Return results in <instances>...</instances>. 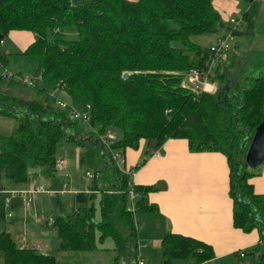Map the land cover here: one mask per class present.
Wrapping results in <instances>:
<instances>
[{"label": "trees", "instance_id": "obj_1", "mask_svg": "<svg viewBox=\"0 0 264 264\" xmlns=\"http://www.w3.org/2000/svg\"><path fill=\"white\" fill-rule=\"evenodd\" d=\"M256 8L257 1L250 0L236 19H244L250 28ZM236 22L221 20L212 0H0V41L10 30L31 31L34 38L18 53L35 66L33 77L24 76L32 82L23 77L20 83L35 96L13 94L17 73H0V115L16 121L11 133H0V264H55L51 253L18 246L2 223L4 190L18 191L29 168L37 167L49 187L61 185L53 168L55 157H62L57 153L60 141L73 142L78 166L98 176L88 183L93 191L70 194V211L61 205L54 213L57 247L90 250L96 238L110 236L114 260L118 255L135 257L128 191L137 194L135 210L148 209L146 192L155 186L130 185L129 172L116 165L111 151L122 155L124 147H136L139 138L147 141L149 151L156 150L167 137H185L191 150L225 155L232 224L257 231V241L243 255L237 253L232 264H264V193L253 191L248 181L252 169L244 160L251 133L264 116V50L223 61L218 57L228 56L229 46L215 54L190 39L191 34L222 29L217 41L228 32H241L230 30ZM69 32L76 38H67ZM6 56L0 53L1 64ZM191 69L206 71L214 88L191 90L183 85ZM56 98L79 109L87 104L88 121L70 117ZM108 129L114 137L106 143L101 137ZM159 245L165 264L213 256L209 243L177 232L163 234Z\"/></svg>", "mask_w": 264, "mask_h": 264}, {"label": "crops", "instance_id": "obj_2", "mask_svg": "<svg viewBox=\"0 0 264 264\" xmlns=\"http://www.w3.org/2000/svg\"><path fill=\"white\" fill-rule=\"evenodd\" d=\"M226 1L229 4L235 3L233 0H216L215 5L222 6ZM236 24L235 27L232 24L230 30H242L239 21ZM19 32L28 34L29 38L33 36V33L28 30H10L8 33L12 36V33ZM20 36L22 35L14 37L16 44L21 47L19 51L25 47L24 40ZM232 36L233 33H230L228 42ZM11 39L13 38L11 37ZM1 42L3 43V40ZM1 52L10 54L6 48ZM214 62H212L209 71L212 70ZM210 86L212 90L214 86ZM150 148L144 138L138 140L136 147L125 146L122 151V164L119 166L123 170H132L129 172L130 185L155 186L146 192L148 209L135 210L133 197L137 194L132 189L128 191L126 209L133 214L136 243V256L134 261L128 264H134L137 257L142 259V264H161L163 257L159 242L161 236L169 231L200 239L212 247L213 256L211 258L202 262H194L191 258L176 259L181 260V264L234 263L239 250L244 252L257 241V231L256 229L244 231L232 224V200L228 192L229 170L225 155L219 150H191L188 148L185 137H167L159 149L149 151ZM135 165H137L136 168ZM250 168L252 174L248 177V181L251 183L253 191L264 193V160ZM56 170L62 171L63 168ZM94 174V177L98 176L97 171ZM92 177H88L83 184L75 182L74 186L69 188V193L78 190L93 191L92 189L88 190V183ZM60 181L61 185L58 188L49 186L44 188L49 195L50 210L52 211L45 221L36 217L39 214L38 194L43 189L34 191L32 189L34 182L31 185L25 183L18 186L20 188L18 191L12 190L16 189L14 187L4 190L6 195L3 200L4 220L2 226L18 246H30L35 249L36 245L41 247L42 243L36 237L40 231L38 226L52 225L54 213L65 203L62 196L66 181L63 176ZM101 183L102 181L99 179L97 185H101ZM94 193L96 194L95 199H97L98 190L95 189ZM21 194L30 200L29 205L23 204ZM53 198L57 200L55 204H53ZM35 217L37 221L34 220ZM14 233L16 237L13 235ZM57 243L55 247H44L43 250L53 254L55 260L56 257H59L60 264H96L97 259L99 264H103L100 253H97L93 258L89 254V250L59 249ZM90 250L98 252L97 243ZM55 255L57 256L55 257ZM116 259H112L113 264L117 262Z\"/></svg>", "mask_w": 264, "mask_h": 264}, {"label": "rangeland", "instance_id": "obj_3", "mask_svg": "<svg viewBox=\"0 0 264 264\" xmlns=\"http://www.w3.org/2000/svg\"><path fill=\"white\" fill-rule=\"evenodd\" d=\"M233 1H235V3H231V4H229V2L226 1L225 4H223L222 6L215 5L216 0L213 1L214 6L216 7V10L218 11L221 20L226 22L229 19H232V20L234 19L235 21H239L240 27L242 28V32L233 34L232 38L229 39V50L227 52L228 56L227 55L225 56V54H221L218 57V58H221V60H223L224 58L227 61H238L239 59L238 57L243 56L247 52L251 53L255 50H258V51L264 50V0H256L257 1L256 13L253 19L254 21L253 25L250 28L246 26V21L244 19H240V20L236 19V18H240L242 12L248 7L250 0H233ZM223 32L224 31L221 29V30H218L217 32L215 31V32L191 34L190 39L200 44L201 46L209 47L210 45L215 44L217 36H219V34L221 33L223 34ZM20 33L22 32L12 33L11 34L12 36H10V34L7 32L2 37L1 40H3V43L0 41V53H2L1 51H3L6 48L10 54L6 56L7 58L5 60L4 65L2 66L0 64V73L2 72L3 69L7 71L11 70L12 73L13 72L17 73L16 75L13 76V78L18 79L19 83L12 85L11 91L13 94L23 96V97L35 96V95H32L33 93H32V90L29 89V86L20 84L22 83V78L24 76H28V77L34 76L33 74L35 71L34 63L32 60L15 52V51H19L20 50L19 48L21 47H19V45H17L16 42L14 41V37H16V35H22L20 36V38L22 37V39L24 40V44L26 45L28 42L32 40L31 38H34V34L31 38H29L28 34H26L25 32H24L25 34H20ZM65 36L67 38H72V37L76 38L73 32L65 33ZM11 37L13 39H11ZM19 44L21 46L22 44L21 41L19 42ZM216 60L217 59H214L213 61H216ZM192 70H197V69H191L186 74H184L181 80V83L189 87L191 90H194L193 84L189 82L190 80L196 79L194 73L190 74ZM206 73H207L206 71L204 72L199 71V74L204 75V77H206ZM196 83H197V88L195 90H201V88L198 87L200 85V82H196ZM210 85L214 86L212 82H209V83H205L203 85V88H205V90H211ZM57 94L61 95L60 92H58ZM37 97H40V95H37ZM15 124H16V121L13 117L6 116V115H0V133L2 134L11 133ZM105 133H107L108 136L106 137L108 139H113L114 137L113 131L108 129ZM252 135H253V132L251 133V136L249 139H251ZM101 138L105 140L106 142L105 136H102ZM57 153L62 155L64 159V163H63V170L62 171L56 170L55 174L56 176H59L60 178L61 176H63L64 181H66V186L64 187L65 191L63 192L64 194L62 196V198L65 201L63 208L65 211H70L71 209L70 194L71 193H69L70 191L69 188H72L75 182H79V183L82 182L83 184L88 179V177L85 174V171L90 170V169L78 166L77 164L78 148L71 141L58 142ZM63 172H66V173H63ZM33 182L34 184H37V186H41L43 189V191L40 192V194H38L39 199L37 201L38 204L37 203L36 204H37V208L39 209L38 210L39 214H37L36 217L38 216L37 217L38 219L45 221L46 218L50 216L52 213V211L50 210L51 206H50V201H49V195L44 190V188L49 185V182L46 178L41 176V174L38 172L37 167L28 169V176H27L26 184L31 185ZM94 202H96V199H94ZM95 206L98 208L97 203L95 204ZM95 217H98V212L95 213ZM37 218L34 220L37 221ZM38 229L40 231L36 237L39 238L40 240L39 242H41L42 244H41V247L36 245V250L45 252L43 250L44 247L45 248L55 247L56 243L58 242L55 224L52 223V225H47L45 227L38 226ZM13 235L16 237L15 233ZM96 243H97L98 252L95 250H89V254L93 256V258H95L97 253H100L102 255L101 259H102L103 264H113L112 259H113L114 251L112 249V245H113L112 238L110 236H105L103 237L101 242H99L98 238H96ZM56 256L57 255H55V257ZM133 259L134 257L124 258L122 256H118V259H116L117 262L115 264H128L129 262L132 263L134 261ZM92 260L94 261V259ZM55 261H56V264H60L59 257H56ZM162 261H163V258L161 259V264H162ZM95 263L99 264L98 259L96 260ZM171 264H181V260H175Z\"/></svg>", "mask_w": 264, "mask_h": 264}, {"label": "built area", "instance_id": "obj_4", "mask_svg": "<svg viewBox=\"0 0 264 264\" xmlns=\"http://www.w3.org/2000/svg\"><path fill=\"white\" fill-rule=\"evenodd\" d=\"M229 36H230V33L228 32V33H226V35L219 37V39L216 41L215 45L209 46L210 50L214 51L215 54H219L224 49H227L229 46V42H228ZM193 73L195 74L196 79L190 80L189 82H191L193 84L194 90L197 88L196 82H200V85L198 87L205 90V88H203V85L205 83H208L207 78L204 77V75L199 74V71H197V70H192L190 72V74H193ZM24 80L29 84L32 82V80L28 77H24ZM54 102L61 108L67 107L68 108L67 113L70 117H72L74 119H78V120L83 121V122L88 121L89 115H88V111H87V108H88L87 104H85V107L83 109H79V108L74 107L73 105H69V103L63 99L56 98ZM103 136H105L106 143H108V141H110V139H108L106 137V136H108L107 133H105ZM111 153H112V157L114 158L116 165L119 167L122 164L121 153H119V151H117V150H112ZM63 163H64V159L60 156H56L54 159V162H53V168L54 169H62ZM124 171L131 172L132 170L131 169H124ZM85 174L87 177H92L93 175H95L94 172H92L90 170H86ZM32 189H34V191H39L42 189V187L41 186H33ZM21 201L26 206L30 204V200L28 198H26L23 194H21ZM238 255H243V251L239 250ZM134 264H142V259L140 257H137Z\"/></svg>", "mask_w": 264, "mask_h": 264}, {"label": "water", "instance_id": "obj_5", "mask_svg": "<svg viewBox=\"0 0 264 264\" xmlns=\"http://www.w3.org/2000/svg\"><path fill=\"white\" fill-rule=\"evenodd\" d=\"M127 74V71L121 73L123 77ZM244 160L249 167H254L264 160V116L254 128L253 135L245 150Z\"/></svg>", "mask_w": 264, "mask_h": 264}]
</instances>
